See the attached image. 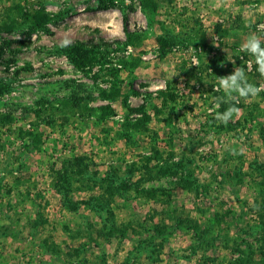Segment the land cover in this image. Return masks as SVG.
Instances as JSON below:
<instances>
[{
	"label": "rangeland",
	"instance_id": "374dc122",
	"mask_svg": "<svg viewBox=\"0 0 264 264\" xmlns=\"http://www.w3.org/2000/svg\"><path fill=\"white\" fill-rule=\"evenodd\" d=\"M154 1L155 13L141 0H115L109 10H98V0H0V15L19 23L0 33V83L8 87L0 115L13 118L0 129V264H234L237 247H262L264 91L223 103L217 78L240 67L250 84L264 85L250 79L240 50L252 34L264 45V0ZM38 11L51 17L43 28L32 25ZM73 44L97 60L76 69L60 52ZM167 83L176 99L156 115L155 92ZM114 86L125 95L104 99ZM74 97L84 101L70 110ZM230 104L240 115L217 121ZM107 105L114 113L100 122ZM140 108L146 118L136 130L126 123L142 114L128 109ZM18 129L39 136L37 148L28 151ZM65 169L70 184L54 186ZM189 174L197 182L186 190L180 179ZM135 188L171 196L136 198ZM173 212L197 230H174L164 218ZM163 221L172 233L137 252ZM112 223L136 232L108 239Z\"/></svg>",
	"mask_w": 264,
	"mask_h": 264
},
{
	"label": "trees",
	"instance_id": "16d2710c",
	"mask_svg": "<svg viewBox=\"0 0 264 264\" xmlns=\"http://www.w3.org/2000/svg\"><path fill=\"white\" fill-rule=\"evenodd\" d=\"M141 6L143 9H145V11L152 12V13L157 12V8H158L157 3L154 0H141ZM115 7H116L115 0H98V7H97L98 10H109V9H113ZM14 8L17 9L16 12H18V13L21 12V10L17 8V6H14ZM31 20H32V25L34 27L43 28V27H45V25L47 23H49V21L51 20V17L48 14L44 13L43 11H38V12L31 15ZM17 26H19V23L15 19H12L9 15H6V14L0 15V33H2V32L10 33ZM125 38H126L125 44L130 45V46H134L136 41L138 40L137 36H135L133 33H131L128 30L125 31ZM161 42L164 45H167L169 43L165 39H161ZM262 47H264V45ZM60 52L65 54L66 57L69 59V61L74 65V67L76 69H79V70H83L85 65H87L88 63L90 64L91 62L93 63L97 60V58H95V53L87 51L84 48V46H82V44H73V45L65 46L60 50ZM90 53H92V54H90ZM242 55L246 61H251V63H252L253 73H252V75H250V79L252 81H254V83H256L255 81H258L259 79H263L264 76H261L260 73L257 71V65L255 64V58L250 53L245 52V51L242 52ZM120 63L122 65H126L127 62L124 60H121ZM134 65L135 64H132L131 66L133 67ZM7 91H8V87L6 85L0 83V94H3ZM129 91H131V89ZM123 94L125 95V92L122 91V89H119L117 86H114V87H112V89L109 92H103L102 97L104 99L114 100ZM176 95H177L176 92L171 88V85L168 83L164 89H158L155 92V98L154 99L156 100V102L158 101L159 104L156 107H154V113L156 115H158L164 108H166L168 106L169 102H172L176 99ZM81 100L84 101V99H82V98L78 99V98L74 97L72 104L70 105V110H75V109L79 108L80 107L79 101H81ZM63 101H68V100L64 99ZM160 106H161V108H160ZM81 107H82V110L85 109L84 105H82ZM224 109L225 108H223V111H225ZM99 110H100V118H99L100 122L104 121L106 117H108L109 115L114 113V110L109 105L101 106L99 108ZM128 111H129V113H141L142 114L143 119L141 118L139 120H136L135 123H133V124L126 123L129 126L130 125L133 126L136 130L140 129V127L143 125L142 123L145 122V121L142 122V120H145L144 119L145 113H144L143 109L142 108H140V109H128ZM12 123H13V118L10 116V114L0 115V129L1 128H9V127H11ZM18 136L19 137L27 136L28 138H30L29 144H28L29 146L26 147L28 149V151L34 150L35 148H37V144L40 143L39 142L40 137L37 136L31 130L25 132L24 129H18ZM77 161H78L77 162V165H78L80 163V160H77ZM78 167L79 166H76L77 169H78ZM77 169H76V171H77ZM76 171L74 172L75 174H76ZM78 171L80 173L81 170L79 169ZM168 171H170V170H168ZM66 172L67 171L65 169V170H63V172L57 173V176H56L57 181L54 179V181H55L54 186H56V184H57L58 185L57 187H62V184H64V183H65V185L70 184V182L68 181L69 177H67ZM131 173H132V171H131ZM165 174H166V172L164 170H160V175H165ZM172 174H174V173H172ZM180 182H181V187L183 189L191 190V188H193V186H194L195 182H197V180L196 179L191 180V174H189V175H187L186 178L180 179ZM125 188H128V185H125ZM135 191H136V196H135L136 198L137 197L138 198L144 197V198L153 199V200L159 199V198H162V199L166 198L164 201H168L169 197L171 196L170 191L163 190V189L144 190V191L140 192V191H138V188H135ZM68 202H69V200H68ZM66 203H67V201H66ZM71 206L73 207V209H75L74 205H71ZM173 215H174V212L172 213V215L164 213V218L171 221L172 223H174V225H175L173 227L174 230H180V228H182V227L185 228L186 230H192L193 232L197 230V228H198L197 223L194 222L193 220L187 219L186 217L182 218V216H180V215H177V216L176 215L173 216ZM164 221L162 222V224L160 226L156 225L152 229L146 230V234L144 236V238H146V239L145 240H143V239L138 240V246L140 243V247L136 248L137 252H139L140 250L146 249L145 246L147 247L146 244L148 243V240H149V242H151L149 244V247L151 248L153 243H154V240H156V238L159 237L161 239H164L165 233H169V234L172 233V231H171L172 229L169 230L168 227L165 225ZM128 229H130V231L132 233L136 232V230L133 227H131L129 224L123 225L120 228H117L112 223L106 234H107L108 239H110L112 237L124 238L126 236ZM261 241L263 244L264 243V237H262ZM262 244H261L262 247L259 249V251L257 253H254L253 251L241 250L237 247V252L240 253V256H239V258H237L234 261L235 262L234 264H249L250 259L253 260L255 255H257L256 264H264V244L263 245ZM150 257H152V255H150ZM241 257H243L244 259H242ZM126 263L127 262H125L123 264H126Z\"/></svg>",
	"mask_w": 264,
	"mask_h": 264
},
{
	"label": "clouds",
	"instance_id": "9594fccd",
	"mask_svg": "<svg viewBox=\"0 0 264 264\" xmlns=\"http://www.w3.org/2000/svg\"><path fill=\"white\" fill-rule=\"evenodd\" d=\"M261 27L264 28V26ZM240 50L250 53L255 58L257 71L261 76H264V47L261 46L260 38L255 34L250 35L246 42L241 45ZM217 79L220 88H222L226 94V97L222 98L220 101L223 103H230L233 93L238 94L241 98H248L254 97L258 95L259 92L264 91V85L257 87L250 84L244 69L240 67H235L231 74L219 76ZM216 107H219V103H217ZM240 112V108L230 104L223 113L217 112L215 119L223 124H227L234 115L239 116Z\"/></svg>",
	"mask_w": 264,
	"mask_h": 264
}]
</instances>
